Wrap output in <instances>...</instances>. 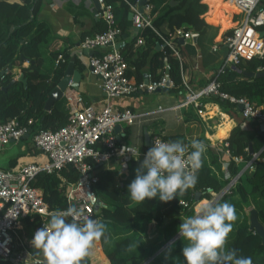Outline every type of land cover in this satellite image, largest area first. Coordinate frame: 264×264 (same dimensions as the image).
<instances>
[{
  "label": "trees",
  "instance_id": "obj_1",
  "mask_svg": "<svg viewBox=\"0 0 264 264\" xmlns=\"http://www.w3.org/2000/svg\"><path fill=\"white\" fill-rule=\"evenodd\" d=\"M41 0H0V83L6 85L11 82L6 89L0 88V119L6 120L16 116L20 122L27 123L29 117L32 123L28 124L33 130L37 128L56 129L67 120L68 109L65 98L62 96L55 100L49 110L44 109V101L50 90L58 83L63 76L68 53L62 51L65 61L59 63L50 72L42 69L43 55L42 45L48 43L53 46L57 37L52 35L49 24L37 17ZM111 3L115 18V23L120 28V34L126 32L131 24L128 18L129 7L124 0H106ZM153 8V23L157 26L158 32L165 37L169 33H174L177 28L183 31H196L198 34L206 30L205 13L208 5L203 0H151ZM228 5L232 24H237L242 11ZM259 7H264V0H260ZM166 24V31L161 29V25ZM12 27V28H11ZM105 25L101 19L96 22V31H101ZM264 28V26H262ZM232 29L224 32L230 33ZM86 35L83 33V36ZM143 36L141 44H136L130 48L129 53H123L127 61V75L132 81H139L144 78L143 66L148 63L147 74L154 80L160 79L168 74L170 81L166 93L173 94L179 98L183 96V80L192 85L190 79V61L187 59L179 34H174L171 38L174 50L164 44L157 47V43L163 44L159 34L149 27L139 31L132 39ZM223 35V36H224ZM82 36V37H83ZM133 41L131 45L133 44ZM60 50H50L49 55L55 60ZM193 53V52H192ZM149 56L148 61L146 58ZM191 60V59H190ZM28 61L23 66V62ZM168 65V68L166 67ZM222 64L216 68L211 75V79H216L220 88L237 96H245L248 100L254 101L261 106L264 112V75H245L246 71H258L257 68L264 70V53L262 56H254L250 59L240 58L235 64ZM20 70L22 77L26 80L17 79V70ZM219 105L227 110L237 123L228 135L220 141H228L229 156L224 155L222 147L215 148L203 134L195 137L196 140L203 141L207 146L204 154V164L198 173V180L194 188L189 189L183 196H177L169 202H161L158 198L145 199L141 204L131 201L128 193V185L135 178V169L139 166L144 157L146 145L139 146L142 152L137 158L128 162L127 169L121 171L118 164L105 166L95 163L98 169V180L94 184L96 194L100 199V206L95 213L96 219L106 222L108 235L112 241L111 245L99 243L101 251L106 256V263H102L94 257V250L84 264H186L182 255V248L187 243L180 236L171 241L165 248L161 249L151 259L149 256L154 254L165 242H167L178 230L182 221L194 214L193 204L211 196V191L220 190L229 180L224 176L222 161L227 160V170L231 176L235 175L243 166V162H235L234 156H243L245 159L258 154L260 159L256 160L253 169H245L239 176L238 182L234 185L231 192L224 194L217 203L228 202L234 205L236 221L233 231L229 235V248L238 250V255L251 257L252 264H264V245L261 243L260 236L248 229L249 224V196L252 202H257V193L264 198V133L259 131L258 126L253 130L246 131L242 126L244 118H239L237 106L222 98H215ZM203 103L207 99H203ZM205 100V101H204ZM211 102H215L209 98ZM216 103V102H215ZM182 117L185 120L194 118L190 109H183ZM221 113H225L220 109ZM184 115V116H183ZM244 119V120H243ZM127 126L121 135L127 143ZM227 124L223 127L220 137L227 129ZM158 134L163 139L170 141L180 140L185 145H190L194 139L186 137L184 132L162 133L154 129L151 134ZM207 136L212 138L210 130L207 128ZM219 145L222 146V143ZM32 153L40 152L34 144L29 147ZM16 157L11 159L14 165ZM78 173L69 164L58 172L46 173L38 172L32 185L41 190L44 200L48 207L54 211H63L66 208L65 201V182L76 180ZM209 188L210 190H207ZM236 191V194L233 191ZM197 194L198 199L195 198ZM180 200L187 201L186 205ZM248 207V208H246ZM258 212V217L264 224V207H254ZM248 209V210H247ZM32 217V220L30 219ZM71 220V218H68ZM161 224V237L155 241V245L145 248L142 242V232L146 224L152 220ZM27 226L40 225V217L34 213L22 219ZM138 243L136 249L127 251L131 243ZM171 245V248L169 247ZM33 254L38 255L33 246L30 247ZM167 257V258H166ZM43 258V257H42ZM0 264H15L10 258L0 259Z\"/></svg>",
  "mask_w": 264,
  "mask_h": 264
},
{
  "label": "built area",
  "instance_id": "obj_2",
  "mask_svg": "<svg viewBox=\"0 0 264 264\" xmlns=\"http://www.w3.org/2000/svg\"><path fill=\"white\" fill-rule=\"evenodd\" d=\"M124 1L132 12V26L139 31L145 27L151 28L159 34L163 41L162 45L166 44L177 55L178 51L171 41L173 35L179 34L182 39L191 38V31H183L180 28H177L174 33H169L168 37L158 32L157 26L153 23L151 0H144L142 4L139 3L140 0ZM228 1L239 8L242 14L238 23L232 27V31L223 38L227 52L220 66L235 65L240 58L250 59L254 56H262L264 53V36L258 32L264 26V7L258 6L260 0ZM97 2L99 3L98 18L103 21L105 28L84 35L79 45L84 49L93 50L88 56V65L100 78L106 96L105 103L99 110L90 104H85L80 89L69 82L62 92L68 109L66 122L56 129L33 130L31 128L30 131L33 144L40 149L44 158L28 161L13 168L0 167V259L10 258L22 264H35L36 260L43 259L32 253L31 246L26 243L21 233L23 217L38 214L41 228L49 219L47 214L54 211L48 207L41 190L32 185V180L38 172H58L71 164L77 171L78 177L73 181H66L63 178L66 201L64 210L70 206L75 207L85 215L96 219L94 215L101 202L94 189V184L98 180V169L95 163L109 166L114 162L118 164L121 171H125L128 162L137 158L142 152L139 146L123 141L120 134L123 133L126 125L131 124L136 117L145 112L130 107L118 108L111 102V98L138 92H152L165 85V75L154 80L150 74L146 73L142 80L130 79L127 75L128 64L124 54L114 45L116 36L120 34V28L115 23L112 5L106 0H97ZM142 41L143 36L138 35L135 44H141ZM63 61L65 57L62 52H59L54 60V66ZM166 67L168 68L167 64ZM171 83L170 81V85ZM182 91L183 97L172 108L194 107L200 110L202 97L222 98L236 106L241 104L242 108L239 111L242 118L262 122L264 133V112L261 106L245 96H237L222 90L216 79L210 78L197 88L183 80ZM162 109L164 107L159 105L154 111ZM27 123H32L31 117L27 119ZM28 124L20 122L16 116L6 120L0 119V146L11 140H19L30 128ZM116 124L119 125L118 132L114 130ZM150 139L151 143L144 154L154 146L155 140L170 142L156 133L151 134ZM221 143L222 152L229 156L228 141L224 140ZM233 159L237 163L243 162L242 168L231 176L227 170L228 161L223 160L222 168L224 176L229 178L228 182L220 190L211 191L210 197L193 204L194 214L199 202L217 203L224 194L231 192L242 171L253 169L256 160L260 158L257 153H254L247 159L241 155L234 156ZM207 190L210 189L207 188ZM180 203L186 205L187 201L180 200Z\"/></svg>",
  "mask_w": 264,
  "mask_h": 264
},
{
  "label": "crops",
  "instance_id": "obj_3",
  "mask_svg": "<svg viewBox=\"0 0 264 264\" xmlns=\"http://www.w3.org/2000/svg\"><path fill=\"white\" fill-rule=\"evenodd\" d=\"M203 1L208 5V10L205 13L206 30L202 34L191 31V38L183 39L181 42L185 49L187 59L190 61V66L188 67L191 72L190 79L192 87L194 88L203 85L209 80L214 70L221 64L227 52L223 40L227 34L224 35V32L230 28L232 29L235 25L232 24L230 15L227 14L230 11L228 9V5L231 3L230 1ZM231 5V7L234 6L232 3ZM97 12L98 9L95 8L92 0H41L37 17L45 20L51 28L52 35L59 39L53 46L48 45V43L42 45V55L44 57L42 69L50 72L55 67L54 60L49 55L50 50H60L59 52L66 51L68 53L66 65L70 58L73 57L74 69L80 72L78 88L83 94L84 103L87 105L90 104L99 110L104 105L106 96L102 89L100 78L91 71L88 65L90 50L84 49L79 45L83 33L90 34L96 32V22L100 19L98 18ZM161 29L163 31L167 30L165 23L161 25ZM138 33L139 30L130 25L126 32L116 36L114 45H117L116 47L121 49L123 53H129L130 48L136 46L135 41L132 39ZM132 41L133 44L131 45ZM162 46L160 45V47ZM148 59L149 56L146 58V61ZM27 63L28 61H24L23 66L27 65ZM147 67L148 63L143 66L144 74L147 73ZM19 74L21 72L18 69L15 77ZM181 98L166 93V91L154 90L152 92H138L128 96L113 97L111 98V102L118 108L130 107L134 110L145 112L136 117L127 126L126 132L128 133L126 137L131 144L137 146L145 145V133L151 135V132L156 129L162 133L184 132L189 139H194L203 134L209 140L210 145H215L216 149L222 147L219 145L222 142L220 140L225 138L230 129L236 125V117H233L219 105L217 100L210 96L202 97L207 100L204 103L202 100V108L200 110L194 107L172 108ZM209 98L213 99L216 103L211 102ZM159 105L164 107V109L154 111ZM183 109H190L195 119L189 118L185 120L182 117ZM220 109L225 111V113H221ZM237 114L239 118L242 117L240 111ZM241 123V126L246 131L253 130L254 125L258 126L259 131L262 132L259 127L260 122L257 120H244ZM226 124L228 125L227 129L218 137ZM207 128L210 130L211 136H213L212 138L207 136ZM121 135L122 133L120 137ZM31 136L32 133L29 132L28 135L22 136L19 140H11L5 145L0 146V167L8 169L28 161L43 159L44 156L41 152L32 153L29 150V147L33 144ZM123 141L126 140L124 139ZM13 157H16L14 165L11 164ZM112 165H115V163L112 162L109 166ZM30 219L32 220V217ZM161 226L162 223L157 224L154 219L146 224V228L141 235L145 248H150L152 245H155V241L161 237ZM39 228L40 226H27L22 220L21 233L23 230L24 240L27 239L29 234V246H32L31 240ZM169 243L168 241L165 242V246ZM165 246L162 245L154 254L149 256V259ZM93 250L94 257L102 263H106V256L101 251L99 243Z\"/></svg>",
  "mask_w": 264,
  "mask_h": 264
},
{
  "label": "clouds",
  "instance_id": "obj_4",
  "mask_svg": "<svg viewBox=\"0 0 264 264\" xmlns=\"http://www.w3.org/2000/svg\"><path fill=\"white\" fill-rule=\"evenodd\" d=\"M206 151L207 146L201 140L194 139L190 145L180 140H155L128 185L131 201L141 204L146 198H158L166 203L183 196L195 187ZM47 215V223L36 230L31 240L37 254L43 257L35 264H84L98 243H112L106 222L75 207ZM236 219L231 203H201L195 214L179 225V235L187 242L182 248L186 264H252L251 257L240 256L237 249L228 247ZM137 244H129L126 250L136 249Z\"/></svg>",
  "mask_w": 264,
  "mask_h": 264
},
{
  "label": "water",
  "instance_id": "obj_5",
  "mask_svg": "<svg viewBox=\"0 0 264 264\" xmlns=\"http://www.w3.org/2000/svg\"><path fill=\"white\" fill-rule=\"evenodd\" d=\"M92 1L95 5V8L98 9L99 3L97 2V0H92ZM143 2H144V0L139 1L140 4H142ZM171 3H173V0H171ZM131 17H132V12L129 11L128 12V18L131 20ZM258 32L261 36H264V28L260 29ZM180 41L181 42L183 41L182 37H180ZM160 45H162V44L157 43V47H160ZM92 52H93V50H90V54ZM231 66L233 68H237L236 65H234V64H232ZM243 73L245 75H249V76H251V75L260 76V75H264V70H258L256 72L244 70ZM145 75L146 74H144V76ZM17 79L22 80L24 83L26 82V80L22 77V74H19L17 76ZM79 79H80V72L78 70L74 69L73 57H71L70 60L68 61L67 65H66L65 69H64L63 76L60 78L58 83L50 90L47 98L45 99L44 109L49 110L51 108L53 102L62 97V92L69 82L72 86L78 87ZM165 79H166L165 85L163 87L156 88V91H166L168 89V87L170 85V77L168 74V69L166 70ZM10 83L11 82L7 83L6 85H1V83H0V88L6 89L10 85ZM237 107L239 109H241L242 105L238 104ZM259 127H260V130H262V127H263L262 122H260ZM114 130L116 132H118V130H119L118 124L115 125ZM30 131H31V127L28 129V131L26 132L25 135H28ZM118 137H119V135H118ZM150 143H151L150 134L145 133V145L148 146ZM195 198L198 199L197 194L195 195ZM248 229L252 230L256 234H258L260 236L261 243L264 245V224L259 219L258 212L254 207L249 209ZM178 236H180L179 230L168 240V242L173 241ZM11 260L13 261V259H11ZM15 264H22V263L15 262Z\"/></svg>",
  "mask_w": 264,
  "mask_h": 264
},
{
  "label": "rangeland",
  "instance_id": "obj_6",
  "mask_svg": "<svg viewBox=\"0 0 264 264\" xmlns=\"http://www.w3.org/2000/svg\"><path fill=\"white\" fill-rule=\"evenodd\" d=\"M222 119L224 120V118H222ZM233 193L236 194V191L234 190ZM257 196H258V198H257V202H252V199H251L252 197L249 196V201H250V204H249L250 207L248 206L249 208H252V207H264V198H263V197H260V196L258 195V193H257ZM248 207H247V208H248ZM28 232H29V231H28ZM22 233H23V230H22ZM22 235H23V234H22ZM23 237H24V236H23ZM28 237L30 238L29 234H28V236H27V239H28V240L26 239L25 241H26V243L29 245L30 239H29ZM24 239H25V238H24ZM163 246H165V243L163 244ZM163 248H165V247H163ZM163 248H162V249H163Z\"/></svg>",
  "mask_w": 264,
  "mask_h": 264
},
{
  "label": "bare ground",
  "instance_id": "obj_7",
  "mask_svg": "<svg viewBox=\"0 0 264 264\" xmlns=\"http://www.w3.org/2000/svg\"><path fill=\"white\" fill-rule=\"evenodd\" d=\"M202 202H199L197 205H196V208L201 204Z\"/></svg>",
  "mask_w": 264,
  "mask_h": 264
}]
</instances>
